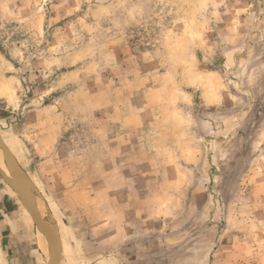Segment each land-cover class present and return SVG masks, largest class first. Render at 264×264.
<instances>
[{
	"label": "rangeland",
	"instance_id": "rangeland-1",
	"mask_svg": "<svg viewBox=\"0 0 264 264\" xmlns=\"http://www.w3.org/2000/svg\"><path fill=\"white\" fill-rule=\"evenodd\" d=\"M0 133L67 257L264 264V0H0Z\"/></svg>",
	"mask_w": 264,
	"mask_h": 264
},
{
	"label": "crops",
	"instance_id": "crops-1",
	"mask_svg": "<svg viewBox=\"0 0 264 264\" xmlns=\"http://www.w3.org/2000/svg\"><path fill=\"white\" fill-rule=\"evenodd\" d=\"M28 216L29 219L25 216L16 190L0 171V264H48L46 255H51V248H48L47 240L40 233L41 240L43 243L46 240L44 244H47L43 250L36 228ZM67 251V248L64 249L61 264H92L79 252V256L74 254L73 258L67 257ZM80 257L82 262L79 261ZM104 264H121V260L114 259Z\"/></svg>",
	"mask_w": 264,
	"mask_h": 264
},
{
	"label": "water",
	"instance_id": "water-1",
	"mask_svg": "<svg viewBox=\"0 0 264 264\" xmlns=\"http://www.w3.org/2000/svg\"><path fill=\"white\" fill-rule=\"evenodd\" d=\"M0 148L3 153V157L6 163V166L10 170L13 180L15 182V188L8 180V178L3 174L7 182L16 190V193L21 201L22 206L25 210L29 213L33 225L36 228L38 237L40 239L42 248L44 250V243L47 240L52 246V253L51 255H46L48 264H61L63 260V253H62V242L60 236L54 231L52 232L42 221L40 220L36 211L32 208L30 203V194L28 187L32 186L36 191L33 182L26 174L20 163L18 162L16 156L12 153L9 147L4 142L2 135L0 133ZM38 192V191H37ZM39 193V192H38ZM40 233L44 236L46 240L43 241L40 238ZM45 252V251H44Z\"/></svg>",
	"mask_w": 264,
	"mask_h": 264
},
{
	"label": "bare ground",
	"instance_id": "bare-ground-1",
	"mask_svg": "<svg viewBox=\"0 0 264 264\" xmlns=\"http://www.w3.org/2000/svg\"><path fill=\"white\" fill-rule=\"evenodd\" d=\"M2 159H3L4 162L2 161ZM0 165H1L0 166V170H3L4 172H6V170H7L9 174L5 173V175L8 177V180L12 184H14L13 177L11 176L12 174H11L10 170L8 169V167L6 166V163H5L1 148H0ZM29 188L30 187H28V189ZM29 194H30L29 196H30V203H31L32 208L36 211V213L38 214V216H39L40 220L42 221V223H44L52 232H54L55 231V225H54V223L51 220H49L50 218H48L47 214L45 213V211L43 209V206H42V203L40 202V199L38 198V195L36 193V190L34 188L32 190L29 189ZM48 244H49V247L52 250L51 244L49 242H48ZM45 246H46V244H44V247ZM62 253H63V245H62Z\"/></svg>",
	"mask_w": 264,
	"mask_h": 264
}]
</instances>
